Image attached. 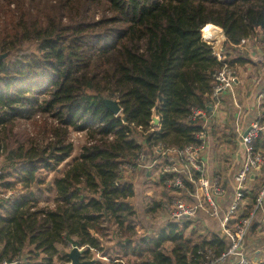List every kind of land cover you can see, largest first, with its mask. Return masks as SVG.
<instances>
[{"label": "trees", "instance_id": "16d2710c", "mask_svg": "<svg viewBox=\"0 0 264 264\" xmlns=\"http://www.w3.org/2000/svg\"><path fill=\"white\" fill-rule=\"evenodd\" d=\"M208 23L223 29L225 46L264 39V0H0V157L7 162L0 172V264H55L56 255L69 262L62 245L90 258L91 249L104 250L113 223L117 245L133 246L138 264H201L199 249H226L222 233L187 235L192 220L141 234L135 183L121 170L147 146L152 153L158 144H200L203 121L190 115L208 109L222 67L201 36ZM106 97L119 102L120 113L107 108ZM72 132H83L85 141L53 180V206L41 207V170L59 171L74 151ZM165 202L155 200L145 213L155 218ZM113 259L97 264H126Z\"/></svg>", "mask_w": 264, "mask_h": 264}, {"label": "built area", "instance_id": "2783aa9c", "mask_svg": "<svg viewBox=\"0 0 264 264\" xmlns=\"http://www.w3.org/2000/svg\"><path fill=\"white\" fill-rule=\"evenodd\" d=\"M204 39L212 45L214 56L222 63L221 69L214 73V86L208 106L211 108L217 106L224 95H228L237 103L239 88L236 83V65L229 62L228 55L231 54V50L239 48L248 42L250 38L242 39L240 46H224L225 38L220 42L219 40L210 41L205 37ZM259 46L264 51V42L260 41ZM263 97L264 94L261 93L259 99L262 100ZM260 104L261 102H259L261 110L263 107ZM236 107V113L238 111L236 119L239 121L243 117V110L238 104ZM260 112L263 114L264 110ZM207 113L205 108H193L190 119L205 121ZM261 117L262 115L238 132L240 143L244 146L245 158L233 171L234 197L231 206L224 214H222V204L228 197V191L223 185L222 177L220 174H209L205 171L203 155L208 149L205 129L196 134V138L200 142L198 145L189 144L179 148L158 144L154 146L152 153H146L149 149L146 147V151L141 150L137 158L121 166L122 174L131 181H133V175L137 167L143 166L147 168L149 173L154 172L157 177L171 174V177H166L165 184L174 190H184L188 183L195 185L196 204L192 205L184 199L175 198L167 201L163 212L156 216L160 217L166 214L171 221H183L194 218L198 211H203L208 216L220 220L222 235L225 236L228 245L220 254H216L210 248L199 249L197 255L201 258V264L263 263V260L255 258L253 254L246 253L243 250V244L250 236L256 212L264 207V183L255 198L254 208L249 213L242 214L240 218L236 217V220L231 222L240 208L241 201L254 188L260 173L264 169V152L258 150L255 146L259 136L264 135V121L261 120ZM262 217L264 224V211ZM2 264H7V262Z\"/></svg>", "mask_w": 264, "mask_h": 264}, {"label": "crops", "instance_id": "0c3cea01", "mask_svg": "<svg viewBox=\"0 0 264 264\" xmlns=\"http://www.w3.org/2000/svg\"><path fill=\"white\" fill-rule=\"evenodd\" d=\"M259 42L260 40L250 38L248 42L241 45L239 48L233 49V55H236L235 57L232 55L230 56L232 58L238 59V62L236 64V66H238V72L236 73V83L239 88L237 94V103L234 102V100H232V98L228 95H224L217 106L211 108L207 104V119L202 122L203 127L206 131L208 143V149L204 152L203 155V159L205 160V171H207L209 174H220L222 176L223 185L228 191V197L222 204V211L224 212H226L227 209L231 206L234 197V187L232 185L233 171L236 169L237 165L245 158L244 146L240 143L238 132L240 129L253 123L261 115V120L264 121V113L261 114L260 112L263 109L260 110L259 108V102H261L262 104L263 101V98L262 100L259 99V95L261 93L264 94V52L259 46ZM237 104L238 106H241L243 110V117L239 121H237L236 119V114H238V111L236 113ZM255 146L258 150L264 152V135H260L259 139L255 142ZM219 172H222V174ZM157 178L158 179L155 181L152 176H148V170L143 166L137 167L134 173V201L136 204L139 219H142L144 221L141 227L138 228V231L141 234L143 233L147 235H154L155 229L164 227H154V225L156 224H153V222L151 221L148 222L149 216L147 215V213H145V211L147 210L146 197H148V194L147 192H145L144 186L146 187L149 182H154V184L158 186L166 185L165 182L162 183L159 180L160 177ZM263 183L264 169L260 173L257 183L251 191H256L258 187L259 192L260 187ZM195 191V185L193 183H188V186L184 190H174L172 188H169V192L164 194L166 196L160 194L159 198L162 200L164 199V201H168V196H170L171 194L174 195L173 199L181 198L186 202L194 205L197 203V199L194 196ZM250 192V196L246 198V195L244 198L246 199V201L243 200L246 203L244 211H250L254 208L255 205V196H257L258 192L256 191L254 194ZM243 201H241V206ZM263 211L264 207L256 212L253 221V228H255L257 224H263ZM187 220L193 221L192 224L185 230H190L189 233L195 231V234H197L198 230L202 231L205 229H207L210 233H222L220 221L218 220V218L210 217L203 211H198L194 218ZM234 220L235 219L232 218V221ZM167 224L168 222H166L165 226ZM189 233H187V235ZM114 237L116 236L114 235ZM165 246H168L170 248L172 246V243L169 242ZM132 248L133 246L124 248L122 245H117V240L115 238L112 245H110L109 247L103 246L104 250L102 252H98L100 254L102 253L101 256H104L105 258L107 256L108 260L110 261L114 260L113 258L115 257H119L120 259H122L123 263L126 264L141 263L142 258L136 254H133ZM80 249L84 250L82 248ZM243 250L246 253L253 254L255 258L261 259L263 260L262 262H264V243L261 240L256 241V237L253 238V236H249L243 244ZM145 255L144 259L146 258ZM90 258L85 259L89 260ZM98 261L102 260H97L96 264ZM110 261H107V263H109Z\"/></svg>", "mask_w": 264, "mask_h": 264}, {"label": "rangeland", "instance_id": "374dc122", "mask_svg": "<svg viewBox=\"0 0 264 264\" xmlns=\"http://www.w3.org/2000/svg\"><path fill=\"white\" fill-rule=\"evenodd\" d=\"M201 36L204 39L202 32H201ZM224 38H225V36H224ZM258 39L261 42H264L263 38H261V39L258 38ZM222 40H219V41H222ZM233 54H234V52L232 50L231 54H229L228 57L232 58V57H230L231 55L235 57L236 55H233ZM235 69H236V73H237L238 72V66H236ZM25 125L27 127V130L30 133H35V131H37V127H35V125L31 124L30 122L26 123ZM70 138H71V140L74 143V151H73L72 155L69 158H67L64 162H62L59 165V171L58 172H54V171H49V170H45V169L41 170L40 178L42 179L43 182H41L37 187H35L36 194H38L39 192L45 193L44 197L39 200V202H40L39 206H41V207L53 206L54 199H55L54 187L52 185L53 184V180L56 177H61L63 171L68 168V166L74 161V159L76 157H78V155L80 153V150H81V146H82V144L85 141V137H84V133L83 132H72L71 135H70ZM145 151H146V149H145ZM4 165H7V162L5 161L4 156H1L0 157V172H1L2 167ZM148 174H150V177L152 176L155 179V181L158 179L156 177V174H154V172H151V173L148 172ZM133 177H134V175H133ZM144 189H145V192H147V194H148V197H146V199H147V205L146 206H149V204L153 203L155 200L164 201V199L161 200L159 198L160 194L164 195L165 193L169 192V188L166 185L158 186V185L154 184V182H149L146 187L144 186ZM256 190H258V187H257ZM20 193H21V189L16 190V191H11V192L7 193V197L15 198ZM164 196H166V195H164ZM244 200L246 201V199H244ZM245 201H243L242 206L240 205V208L237 210V212L235 214V217H233L235 220H236V217L240 218V216L242 214L249 213L252 210L251 209L250 211H248V210L244 211V208L246 207ZM151 214H153V213H151L150 211L147 212V215L150 217L149 220L152 219V215ZM169 219H170V217L168 215H166V214H164V215H162L160 217H157L156 214H155V218H153L151 220V222H153V224H156V225H154V227L160 228L162 226H165L166 222H170L171 220H169ZM161 221H162V223H161ZM234 221H231V222H234ZM158 223H161V224H158ZM109 225H110V227L107 230V235L102 237V243H103V246H105V247H109L110 245H112L113 241L115 240L114 235L116 233H118V227L115 224H109ZM191 229H192V227H191ZM189 232H190V230L186 231V234L189 233ZM201 232H202L203 235H207V237L210 234V232L207 229L202 230V231H200V230L197 231L198 234L201 233ZM249 235L251 237L253 236V238L256 237V241L261 240L264 243V224H260V225L257 224L255 228H253V226H252V230H251ZM58 247H59V251L61 252L60 254H62V252L67 253L72 248L71 246L70 247H65L63 245L62 246H58ZM165 247H166V249H169L168 246H165ZM94 250L95 249H91V252L89 254V255H91V258L89 260L93 259L95 261H97V260L110 261V260H108L107 256L105 258L104 256H101L102 253L100 254L98 251H94ZM86 258H89V257H86ZM54 260H55V264H70V261L66 262L64 259H61L57 255L54 257Z\"/></svg>", "mask_w": 264, "mask_h": 264}, {"label": "water", "instance_id": "95a60500", "mask_svg": "<svg viewBox=\"0 0 264 264\" xmlns=\"http://www.w3.org/2000/svg\"><path fill=\"white\" fill-rule=\"evenodd\" d=\"M6 53L0 54V61L5 58ZM103 102L114 114H118L121 111L119 102L112 98H104ZM151 124L153 126L159 125V117L154 113ZM70 260V264H95V260H87L84 258L83 251L76 245H73L71 250L66 253Z\"/></svg>", "mask_w": 264, "mask_h": 264}, {"label": "bare ground", "instance_id": "6f19581e", "mask_svg": "<svg viewBox=\"0 0 264 264\" xmlns=\"http://www.w3.org/2000/svg\"><path fill=\"white\" fill-rule=\"evenodd\" d=\"M202 34L203 37L210 41L222 40L225 36L223 29L212 23H208L202 28Z\"/></svg>", "mask_w": 264, "mask_h": 264}]
</instances>
